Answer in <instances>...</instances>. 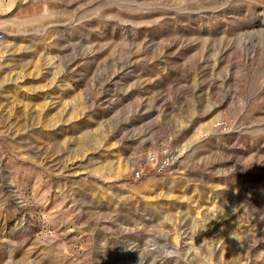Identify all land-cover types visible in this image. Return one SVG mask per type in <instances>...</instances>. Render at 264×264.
<instances>
[{"label":"rangeland","instance_id":"1","mask_svg":"<svg viewBox=\"0 0 264 264\" xmlns=\"http://www.w3.org/2000/svg\"><path fill=\"white\" fill-rule=\"evenodd\" d=\"M0 18V264H264V0Z\"/></svg>","mask_w":264,"mask_h":264},{"label":"built area","instance_id":"2","mask_svg":"<svg viewBox=\"0 0 264 264\" xmlns=\"http://www.w3.org/2000/svg\"><path fill=\"white\" fill-rule=\"evenodd\" d=\"M6 34L2 28V20L0 18V51L3 50ZM227 126L225 120H217L213 123L216 129H223ZM180 154L172 149H162L160 151L151 152L143 161H139L131 168L132 177L141 179L151 174H162L170 169L177 162Z\"/></svg>","mask_w":264,"mask_h":264}]
</instances>
